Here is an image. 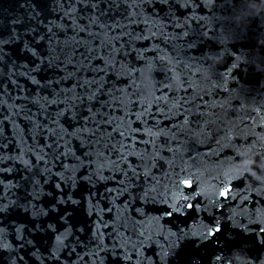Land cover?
<instances>
[{"label":"water","instance_id":"water-1","mask_svg":"<svg viewBox=\"0 0 264 264\" xmlns=\"http://www.w3.org/2000/svg\"><path fill=\"white\" fill-rule=\"evenodd\" d=\"M0 40V264H264V0H0Z\"/></svg>","mask_w":264,"mask_h":264},{"label":"snow or ice","instance_id":"snow-or-ice-1","mask_svg":"<svg viewBox=\"0 0 264 264\" xmlns=\"http://www.w3.org/2000/svg\"><path fill=\"white\" fill-rule=\"evenodd\" d=\"M4 42L5 41L0 40V43H4ZM204 58L206 60L217 59L216 55L211 51L205 53ZM121 135H123V133H121ZM240 173L244 177H254L259 183L264 184V158H261L258 156L250 164L240 167ZM226 175H228V174H226ZM228 179L231 180L232 177L230 175H228ZM180 183L184 184L185 187H191V182L188 180H182V181H180ZM57 187H59V185H57ZM230 191H231V189L227 184L223 185L219 191V197H221L223 199H227L228 193ZM182 199H183L184 203L183 204L177 203V204L171 205L172 211L166 212V215H168L169 217L173 216L174 214L182 215L184 212V209L195 208L197 211H199L198 204L193 205L192 203L187 202L189 199L188 195H186V194L182 195ZM213 203H215V202H213ZM3 211H4V209L0 208V212H3ZM220 231H221V228H220L219 224L217 222H212L207 227L206 233H204L203 235H204V238L206 239L207 237L214 236L216 233H218ZM261 231L264 232V228H262ZM165 256H167V252H164L161 258L163 259V257H165ZM217 259H219V257H217Z\"/></svg>","mask_w":264,"mask_h":264}]
</instances>
